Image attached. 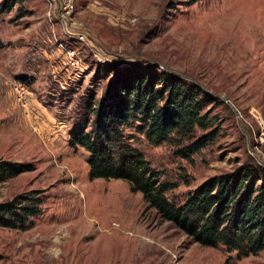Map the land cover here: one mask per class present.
Segmentation results:
<instances>
[{
	"label": "rangeland",
	"instance_id": "rangeland-1",
	"mask_svg": "<svg viewBox=\"0 0 264 264\" xmlns=\"http://www.w3.org/2000/svg\"><path fill=\"white\" fill-rule=\"evenodd\" d=\"M68 1L65 19L45 0L0 13V158L29 165L0 182V201L42 195L24 229L0 227V264H264V250L236 258L189 242L124 180L89 179L86 151L66 141L81 103L100 98L113 69L153 68L215 99L212 140L188 158L174 136L131 140L174 184L169 200L179 204L205 178L242 164L264 168V0ZM69 26L85 42L65 36ZM62 47L76 50L81 71L66 67ZM17 82L29 91L28 110L15 100Z\"/></svg>",
	"mask_w": 264,
	"mask_h": 264
},
{
	"label": "trees",
	"instance_id": "trees-1",
	"mask_svg": "<svg viewBox=\"0 0 264 264\" xmlns=\"http://www.w3.org/2000/svg\"><path fill=\"white\" fill-rule=\"evenodd\" d=\"M23 1L0 0V13ZM212 100L173 73L120 67L113 69L99 99L90 95L81 103L66 141L86 151L89 179L124 180L129 191L140 193L146 209L154 210L189 242L221 245L241 258L264 250V168L246 163L207 177L177 204L166 196L174 184L161 180V172L131 144L136 133L152 144L174 136L180 146L177 154L188 158L212 140L216 121L207 111ZM26 170L28 164L0 158V182ZM41 203V191L35 189L0 201V227L24 229L40 212Z\"/></svg>",
	"mask_w": 264,
	"mask_h": 264
},
{
	"label": "built area",
	"instance_id": "built-area-1",
	"mask_svg": "<svg viewBox=\"0 0 264 264\" xmlns=\"http://www.w3.org/2000/svg\"><path fill=\"white\" fill-rule=\"evenodd\" d=\"M49 3L52 7V11L59 12L61 14V17L65 19V17L70 13L71 11V3L68 0L59 1V0H45ZM62 33L72 38V40L82 43L86 40V33L82 31L80 28L75 26H69L65 29H62ZM63 51V61L66 67L73 71L74 73H77L82 70V62L80 57L77 55L76 50L72 47H62ZM13 92L14 97L17 103L21 106L23 110H28V102L27 99L29 98L28 94L29 91L27 88L22 85L21 82H17L15 85H13Z\"/></svg>",
	"mask_w": 264,
	"mask_h": 264
}]
</instances>
